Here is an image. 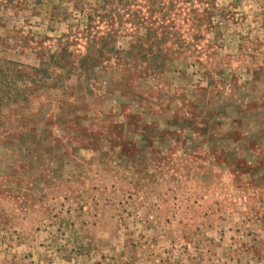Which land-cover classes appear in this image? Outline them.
<instances>
[{
	"label": "rangeland",
	"instance_id": "obj_1",
	"mask_svg": "<svg viewBox=\"0 0 264 264\" xmlns=\"http://www.w3.org/2000/svg\"><path fill=\"white\" fill-rule=\"evenodd\" d=\"M0 264H264V0H0Z\"/></svg>",
	"mask_w": 264,
	"mask_h": 264
},
{
	"label": "trees",
	"instance_id": "obj_2",
	"mask_svg": "<svg viewBox=\"0 0 264 264\" xmlns=\"http://www.w3.org/2000/svg\"><path fill=\"white\" fill-rule=\"evenodd\" d=\"M4 94H2V96H3ZM6 98H8V99H10L9 97H6Z\"/></svg>",
	"mask_w": 264,
	"mask_h": 264
}]
</instances>
